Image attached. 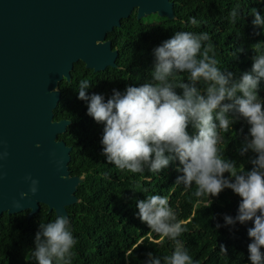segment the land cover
I'll list each match as a JSON object with an SVG mask.
<instances>
[{"label": "trees", "instance_id": "trees-1", "mask_svg": "<svg viewBox=\"0 0 264 264\" xmlns=\"http://www.w3.org/2000/svg\"><path fill=\"white\" fill-rule=\"evenodd\" d=\"M175 3V20L152 15L148 19H137L135 11L122 25L108 34L113 49L119 51L118 67H109L102 72L87 69L78 62L72 72V82L60 84L62 98L55 109V120H70L72 124L65 134L59 135L73 148L69 164L73 176H83L77 197L80 202L68 207L71 230L78 243L72 249L71 264H145L149 252L155 255H170L174 242L150 232L149 226L138 217L137 202L150 195L167 197L177 220L186 228L178 239L188 250L196 264H251L248 245L251 239L248 229L254 222H239L233 227L225 225V215L238 214L241 197L231 189H225L218 197L197 198L195 186L185 188L176 185L182 175L177 168L179 161L168 168L153 173L145 167L142 173L120 170L107 163L102 155L101 144L104 125L88 115V102L79 99L78 85L88 79L92 86L88 94H102L107 100L113 89L123 92L127 86H140L151 80L154 66L153 50L170 39L176 31L207 32L211 45L210 55L218 60L221 70H229L239 76L250 71L253 44L262 42L264 50V26H254L251 9L257 8L264 16L261 0H171ZM239 5L240 15L231 21L230 12ZM195 17L198 25H191ZM243 51L237 53L238 49ZM237 53V56H236ZM185 82L187 83L186 74ZM182 95V89H176ZM259 95L264 98V79ZM249 125L238 121L226 133L218 145L224 158L237 161L238 168L251 169L248 157H240L236 149L248 135ZM243 129V133L240 130ZM190 133L194 130L190 127ZM252 154L249 153V156ZM225 173V176H229ZM29 211L0 216V264H36L31 251L35 249V236L41 222H51L56 212L41 205L40 211L28 219ZM217 224L221 227L217 228ZM227 248V254L220 250ZM264 252V248L261 249Z\"/></svg>", "mask_w": 264, "mask_h": 264}, {"label": "clouds", "instance_id": "clouds-1", "mask_svg": "<svg viewBox=\"0 0 264 264\" xmlns=\"http://www.w3.org/2000/svg\"><path fill=\"white\" fill-rule=\"evenodd\" d=\"M264 2V0H261ZM240 15L239 5L230 12L232 22ZM254 26H264V16L251 9ZM191 25H198L195 17ZM207 32L176 31L156 47L151 80L129 85L105 100L104 95L88 94L92 82L81 79L79 99L88 102V115L104 125L101 144L107 163L120 170L142 173L145 167L157 173L178 160L181 167L176 185L195 186L193 195L210 201L225 189L241 197L238 214L225 215V225L254 222L248 229L251 264H264V98L259 95L264 79L262 42L252 45L254 52L250 71L239 76L221 70L214 54L210 55ZM243 51L238 49L237 53ZM236 53V56H237ZM186 74L187 83L185 82ZM182 89V95L176 89ZM250 126L248 135L236 149L240 157H248L251 169L238 168L237 161L224 158L218 145L226 133L240 120ZM192 128L194 132L189 131ZM243 133V129L240 130ZM249 153L252 155L249 156ZM229 173V176H225ZM29 191L38 192V181L31 176ZM28 196L22 192L21 198ZM139 219L161 238L174 242L170 255L147 254L145 264H196L178 239L186 231L183 221L169 205L167 197L147 196L137 202ZM221 225L217 224V228ZM31 255L36 264H71L72 249L78 243L71 230L70 218L57 214L51 222H41ZM222 253L227 248L220 245Z\"/></svg>", "mask_w": 264, "mask_h": 264}, {"label": "water", "instance_id": "water-1", "mask_svg": "<svg viewBox=\"0 0 264 264\" xmlns=\"http://www.w3.org/2000/svg\"><path fill=\"white\" fill-rule=\"evenodd\" d=\"M174 6L171 0H0V216L29 211L31 219L43 204L69 217L85 178L71 174L73 148L59 140L72 124L55 120L60 84L72 82L78 62L94 72L118 67L108 34L135 11L138 20H175ZM28 176L39 182L35 195Z\"/></svg>", "mask_w": 264, "mask_h": 264}, {"label": "rangeland", "instance_id": "rangeland-1", "mask_svg": "<svg viewBox=\"0 0 264 264\" xmlns=\"http://www.w3.org/2000/svg\"><path fill=\"white\" fill-rule=\"evenodd\" d=\"M152 17V15L151 16H148L147 18H145V19H148V18H151Z\"/></svg>", "mask_w": 264, "mask_h": 264}]
</instances>
